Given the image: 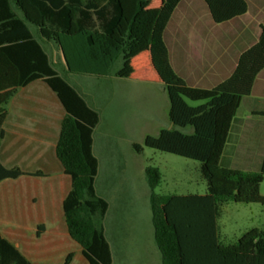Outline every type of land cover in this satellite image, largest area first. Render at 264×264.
Here are the masks:
<instances>
[{
	"label": "trees",
	"instance_id": "obj_1",
	"mask_svg": "<svg viewBox=\"0 0 264 264\" xmlns=\"http://www.w3.org/2000/svg\"><path fill=\"white\" fill-rule=\"evenodd\" d=\"M73 0H0V95L5 98L16 88L42 82L63 110L55 155L59 171L71 177L72 187L63 202L71 238L82 248L87 264H113L110 244L97 219H105L109 203L96 191L99 160L93 152L95 129L100 113L54 67L41 42L55 43L68 72L109 76L121 58L119 78L133 73V49L141 41L146 20L154 14L153 0H77L79 6L116 11L112 25L104 32L82 27L87 15L70 8L67 27L59 29L46 13ZM216 24L228 22L248 11L245 0H203ZM182 0H165L151 35L153 69L165 86L170 107L171 129L158 136H146L134 144L136 153L144 147L196 160L207 182L205 195L156 193L161 171L146 168L154 239L162 264H264V227L244 233L234 244L220 242L217 221L228 202L264 205L261 184L264 158L259 171H242L221 166L233 120L242 99L252 94L258 75L264 70V27L257 43L239 57L234 72L217 86L195 88L171 65L165 42L167 26ZM35 28L39 38L32 32ZM189 102H201L192 106ZM264 117V111L258 113ZM191 130L188 133L186 130ZM4 131L0 135L1 140ZM31 174L0 161V183ZM40 173H35L38 176ZM43 227L38 228V233ZM72 258H67L66 264ZM0 264H33L0 234Z\"/></svg>",
	"mask_w": 264,
	"mask_h": 264
},
{
	"label": "crops",
	"instance_id": "obj_2",
	"mask_svg": "<svg viewBox=\"0 0 264 264\" xmlns=\"http://www.w3.org/2000/svg\"><path fill=\"white\" fill-rule=\"evenodd\" d=\"M164 1L158 8L152 7L155 13L149 16L142 28L141 35L143 37L147 30L149 43L144 50L140 49L141 38L133 49V73L130 79L139 77L151 80L159 84L163 95L167 96L165 86L153 69L150 55L153 26ZM245 1L248 4L246 14L221 24L213 21L203 0H182L175 10L165 32V42L172 67L189 86L205 89L217 86L234 72L240 55L259 40L264 27V1L258 0L261 5L257 0ZM81 7L87 18L79 19V23L92 30L106 31L116 17V11L110 6L104 10ZM81 7L77 0H73L70 6H61L54 12L47 8L46 13L52 16L56 27L63 29L67 27L68 10ZM32 32L39 38L35 28H32ZM41 44L53 61L54 52L51 54L49 51H60L58 46L53 42ZM260 104L263 106L260 107ZM243 109L245 113L242 114ZM262 111L264 70L258 75L252 94L242 99L233 120L229 139L236 146L249 145L253 150L264 142V117L258 114ZM62 115V107L42 82L16 88L7 98L0 95V135L4 131L0 161L31 173L0 183V234L33 264H64L70 255L72 258L68 264H74L75 259L80 264H87L82 256V248L69 234L63 210L72 180L59 171L55 155ZM173 127L171 123L168 129ZM96 130L93 152L97 157ZM222 161L223 157L221 164ZM31 167L36 170H31ZM223 167L231 168L229 165ZM35 173L40 174L36 176ZM100 187L97 179V194L109 203V211L100 227L110 244L113 264L117 261L120 263L127 252L125 238L112 231V227H107L105 222L111 212L123 209L113 198L111 200L104 193L100 194ZM40 226L43 230L38 233Z\"/></svg>",
	"mask_w": 264,
	"mask_h": 264
},
{
	"label": "rangeland",
	"instance_id": "obj_3",
	"mask_svg": "<svg viewBox=\"0 0 264 264\" xmlns=\"http://www.w3.org/2000/svg\"><path fill=\"white\" fill-rule=\"evenodd\" d=\"M161 1L153 0L152 7L158 8ZM257 3L261 5L258 0ZM148 43L145 30L140 49L144 50ZM53 52L52 62L56 70L101 116L96 130L99 149L96 155L100 161L97 177L101 186L99 192L114 199L123 209L111 212L105 223L107 227H112V231L120 233L127 245L125 258L115 264H161V253L153 236L146 168L153 166L161 171L162 181L156 188V193L160 195L207 194V182L202 177L198 161L148 147L138 154L133 148L134 144L143 145L146 136L156 137L162 129H168L171 124L168 97L163 95L159 84L151 80L117 77L116 72L122 68L121 58L115 62L109 76H96L68 72L62 53L49 51L51 54ZM133 64L136 66L134 60ZM189 104L197 106L201 102ZM241 113H245L244 109ZM251 147L244 144L236 146L231 138L228 139L221 166L259 171L264 158V142L253 150ZM31 170L36 168L31 167ZM261 194L264 196V180ZM102 221L97 219L99 226ZM217 224L220 242L234 244L247 231L264 227V205L228 202L222 206ZM73 262L80 264L78 259Z\"/></svg>",
	"mask_w": 264,
	"mask_h": 264
}]
</instances>
